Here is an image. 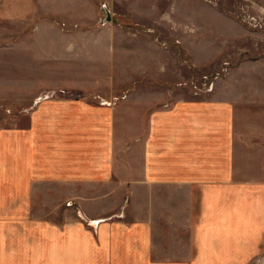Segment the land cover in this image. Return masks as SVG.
<instances>
[{
  "label": "crops",
  "instance_id": "1",
  "mask_svg": "<svg viewBox=\"0 0 264 264\" xmlns=\"http://www.w3.org/2000/svg\"><path fill=\"white\" fill-rule=\"evenodd\" d=\"M96 21L95 0H0V71L9 72L0 105L13 111L0 126V264L262 256L264 146L255 140L263 132L241 126L264 118L249 114L264 103L261 90L249 78L235 99H180L158 34ZM51 91L64 95L36 101ZM134 118L136 139L124 141ZM114 175L126 178L113 188ZM132 183L134 192L119 193ZM196 183L199 223L186 195ZM171 223L197 234L166 239ZM173 246L188 253L159 250Z\"/></svg>",
  "mask_w": 264,
  "mask_h": 264
},
{
  "label": "rangeland",
  "instance_id": "2",
  "mask_svg": "<svg viewBox=\"0 0 264 264\" xmlns=\"http://www.w3.org/2000/svg\"><path fill=\"white\" fill-rule=\"evenodd\" d=\"M95 4L97 26L113 23L123 29H142L158 34L161 46L168 47L165 49L166 54H169L168 61L174 59L172 71L167 74V78L175 81L176 97L199 99L219 92L227 99H235L241 92L252 87L261 90L256 98L260 96L261 100L264 99V0H95ZM108 16L111 17L109 22L106 21ZM16 62L20 63L18 59ZM8 73L7 70L0 71V79L5 81L0 80L1 83H7ZM15 75L16 81L14 78L11 80L19 83L23 78V70L17 69ZM249 78L252 80L251 87L247 88L244 81ZM45 94H52V97L64 95L58 91ZM78 96L82 98L83 95ZM0 103H3L2 99ZM249 108V114L253 110L264 114L263 102ZM12 113V110L0 105V126L6 124V115L13 116ZM136 121L135 118L127 120L128 124L131 123V129L126 128L127 134H122L124 141L136 139ZM252 122L263 132L256 136L255 141L264 146V118L257 115L255 120L242 122L241 126L251 125ZM132 145H135V141ZM125 178L126 175H114L111 187L117 186L114 185L116 180L119 183ZM127 188H120L119 193L134 192L135 183L128 184ZM199 190L201 186L196 183L193 190L188 189L186 193L189 199H193L192 219L197 223L199 200L191 197H198ZM94 224L97 228L100 220H95ZM180 227L169 224L170 231L165 232L164 238L187 240L189 236L193 239L197 234L194 229L183 231ZM165 249L166 252H163ZM183 249L188 253L187 246L159 248L161 253L167 255H183ZM194 252L195 248L192 247V254ZM248 264H264L263 252L262 256L255 257Z\"/></svg>",
  "mask_w": 264,
  "mask_h": 264
},
{
  "label": "built area",
  "instance_id": "3",
  "mask_svg": "<svg viewBox=\"0 0 264 264\" xmlns=\"http://www.w3.org/2000/svg\"><path fill=\"white\" fill-rule=\"evenodd\" d=\"M52 94H50V95H43V96H40L39 98H37V102H41V101H43V100H47V99H49V98H52V96H51Z\"/></svg>",
  "mask_w": 264,
  "mask_h": 264
},
{
  "label": "water",
  "instance_id": "4",
  "mask_svg": "<svg viewBox=\"0 0 264 264\" xmlns=\"http://www.w3.org/2000/svg\"><path fill=\"white\" fill-rule=\"evenodd\" d=\"M106 21H107V22L111 21V17H110V16H108V19H107Z\"/></svg>",
  "mask_w": 264,
  "mask_h": 264
}]
</instances>
